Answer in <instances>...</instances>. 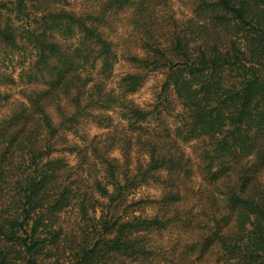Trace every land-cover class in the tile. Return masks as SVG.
<instances>
[{
  "label": "trees",
  "instance_id": "16d2710c",
  "mask_svg": "<svg viewBox=\"0 0 264 264\" xmlns=\"http://www.w3.org/2000/svg\"><path fill=\"white\" fill-rule=\"evenodd\" d=\"M185 1L0 0V264H264V0Z\"/></svg>",
  "mask_w": 264,
  "mask_h": 264
},
{
  "label": "rangeland",
  "instance_id": "374dc122",
  "mask_svg": "<svg viewBox=\"0 0 264 264\" xmlns=\"http://www.w3.org/2000/svg\"><path fill=\"white\" fill-rule=\"evenodd\" d=\"M70 1H71L70 7L77 9V10L84 8L86 6V3H87V0H70ZM174 1H175L176 8L178 9V11L180 13L185 12V14H189V7H188V4L185 0H174ZM14 65H15V67H14ZM6 66L7 65H2V69L7 71V72L14 71V75L18 78V73H19L21 67L17 64V62L14 61L13 64L11 63V66L8 69H6ZM129 69H130L129 65L127 63H125L124 61H120L116 66V74L121 75L122 73L129 71ZM161 81H162V74L153 73L148 78L144 87L133 95V98L139 104H141L143 106H148L149 104H152L153 102H155L157 100L158 93L161 90ZM18 86L19 87H17V88L20 89V87L22 85L18 84ZM0 91H5V92L10 91L12 93L16 92V90L12 89L11 85H4L2 83H0ZM16 97H18V93H15L13 95V98H16ZM0 106H1L0 107V115H1L7 109L6 101L1 103ZM170 121L173 123L172 117H170ZM89 130H90L91 134L98 132V130L94 126L89 127ZM187 149H188V151H190L189 146H187ZM153 192H154V189L152 187L144 186V187H141L140 189H138L135 196L140 197L142 195L153 193Z\"/></svg>",
  "mask_w": 264,
  "mask_h": 264
}]
</instances>
